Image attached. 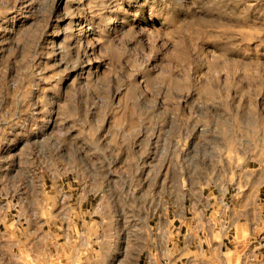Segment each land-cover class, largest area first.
Here are the masks:
<instances>
[{"label":"rangeland","instance_id":"obj_1","mask_svg":"<svg viewBox=\"0 0 264 264\" xmlns=\"http://www.w3.org/2000/svg\"><path fill=\"white\" fill-rule=\"evenodd\" d=\"M0 264H264V0H0Z\"/></svg>","mask_w":264,"mask_h":264}]
</instances>
